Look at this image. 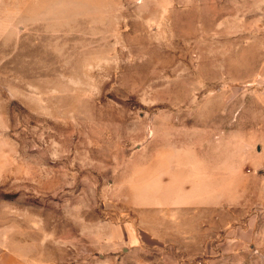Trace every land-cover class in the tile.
Here are the masks:
<instances>
[{"label":"rangeland","instance_id":"obj_1","mask_svg":"<svg viewBox=\"0 0 264 264\" xmlns=\"http://www.w3.org/2000/svg\"><path fill=\"white\" fill-rule=\"evenodd\" d=\"M257 1L0 0V264H264V178L231 213L125 203L161 147L257 138Z\"/></svg>","mask_w":264,"mask_h":264},{"label":"crops","instance_id":"obj_2","mask_svg":"<svg viewBox=\"0 0 264 264\" xmlns=\"http://www.w3.org/2000/svg\"><path fill=\"white\" fill-rule=\"evenodd\" d=\"M256 5V12L253 9L249 13L251 15L247 16L246 20L250 24L244 29L249 36L252 32L262 42L260 53L264 55V0H258ZM259 69L262 72L258 83L264 87V56ZM259 96L264 105V89ZM263 126H259L258 136L252 142L247 138V141L242 140L236 146L231 141L206 148L201 147L205 146L203 142H197V159L190 160L189 164L181 161L188 155L186 149L179 146L159 148L161 152L152 154L153 164L146 167L148 176L142 177L144 183L131 187L135 194L125 199V203L137 209H206L230 213L235 207L249 206L251 183L264 178ZM171 149L175 151L167 152ZM206 149L225 152L224 155L222 152L209 153L205 152ZM180 173H188L189 176L179 177ZM193 174L195 177H191ZM118 226L113 229L112 236L115 243L122 247L132 249L155 246L161 241L150 231H138L132 224Z\"/></svg>","mask_w":264,"mask_h":264}]
</instances>
